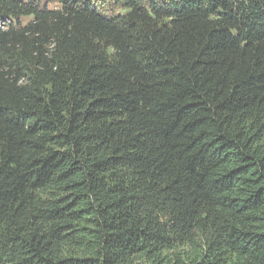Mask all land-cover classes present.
<instances>
[{"label": "trees", "instance_id": "1", "mask_svg": "<svg viewBox=\"0 0 264 264\" xmlns=\"http://www.w3.org/2000/svg\"><path fill=\"white\" fill-rule=\"evenodd\" d=\"M0 264H264V0H0Z\"/></svg>", "mask_w": 264, "mask_h": 264}, {"label": "rangeland", "instance_id": "2", "mask_svg": "<svg viewBox=\"0 0 264 264\" xmlns=\"http://www.w3.org/2000/svg\"><path fill=\"white\" fill-rule=\"evenodd\" d=\"M24 19H25V18H24ZM27 20H28V19L26 18L24 21L27 22Z\"/></svg>", "mask_w": 264, "mask_h": 264}]
</instances>
